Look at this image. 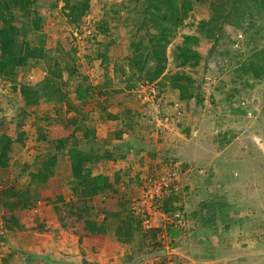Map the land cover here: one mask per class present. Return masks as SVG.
<instances>
[{"label":"rangeland","instance_id":"obj_1","mask_svg":"<svg viewBox=\"0 0 264 264\" xmlns=\"http://www.w3.org/2000/svg\"><path fill=\"white\" fill-rule=\"evenodd\" d=\"M177 2L186 9L177 26L162 18L170 11V3L163 0H36L38 14H34V23L25 20L26 12L20 3L10 5L11 15L5 17L21 29L18 40L40 48L42 56L15 66L8 78L0 77V137L10 138L8 159L13 166L11 176L5 180L0 172V215L6 239L21 228L32 234L35 229L78 236L81 233L90 236L91 252L94 246L100 249L103 262L83 263L79 259V264H165L166 254L159 250L171 243L170 237L176 259L182 264L178 239L168 231L169 220L160 215L179 208L187 221L178 236L198 225L208 228L209 233L226 230L219 220L235 217L246 233L257 238L255 242L264 244V71L255 76L254 68H249L250 61L255 68L260 65L254 53L264 48V11L257 12L258 7L249 0ZM5 8L0 3V12ZM242 10H246L243 16ZM160 22L167 32L159 31ZM2 24L0 21V27ZM153 38L161 41L151 42ZM188 50L200 55L196 64L192 57L182 62ZM156 54L164 57V71L155 80L164 113L173 114L170 108L178 99L174 94L177 90L169 85L171 75L183 71L193 78L190 91L194 97L184 100L180 105L182 115L169 123L179 126V132L188 139L196 136L194 130L204 135L216 153L210 166L215 170L210 175L218 181L210 185L204 197L203 187L199 183L192 186L188 174L207 173V168L198 161L178 160L176 190L160 201L155 222L159 227L146 231L137 200L145 179L162 167L154 164L147 171L138 170L133 165L135 152L125 153L123 148L124 152L114 156L117 151L103 150L89 131L101 116L112 119L122 115L131 132L149 137L143 138L147 144L150 138L155 142L164 133L155 131L159 122L153 105L140 110L143 115L141 112L135 118L137 126L129 124L124 114L128 109H139L137 92L141 96L148 94L146 85L152 82H147L144 75L154 68ZM133 58L140 61L141 71L131 65ZM21 86L30 88L28 99L21 93ZM85 89L88 94L79 97V93L86 94ZM241 100L246 101L245 106ZM247 109L253 110L251 116H247ZM148 123L152 128L146 126ZM86 129H90L87 135ZM56 139H67L70 146L75 142L77 150L93 151L87 165L93 175L106 177L102 182L98 180L105 190L91 197L82 196L78 181L72 177L70 155L58 153L54 174L38 191L39 198L42 196L53 208L52 218L46 219L44 228V219L26 216L30 208L16 207L10 212L5 204L14 197L4 195L2 190L8 185L15 190L24 186L31 162L48 151L46 140ZM143 142L136 145L137 151L145 148ZM42 159L38 161L42 163ZM115 160L125 161L123 166L128 169L122 172V165L109 164ZM46 187L50 190L41 193ZM191 199L204 205L191 207ZM192 219H198L197 224H191ZM87 221L103 225L105 231H90ZM260 256L258 263L264 264V252Z\"/></svg>","mask_w":264,"mask_h":264},{"label":"crops","instance_id":"obj_2","mask_svg":"<svg viewBox=\"0 0 264 264\" xmlns=\"http://www.w3.org/2000/svg\"><path fill=\"white\" fill-rule=\"evenodd\" d=\"M174 94L178 98V91H174ZM175 100H178L180 104L185 103L184 100L179 98ZM113 108L115 109L113 111L117 114V107L113 106ZM121 108L123 109V107ZM170 109L173 110V107ZM109 111L112 112L110 108ZM126 123L127 121L123 120L121 116L114 115L112 119L107 116H101V120H97V123H94L95 126L91 129H93L95 140L101 143L103 150L117 151L114 152V156L117 154L118 157L119 153L124 151L126 153V150L127 153L135 152L136 154L133 156L136 157L134 158L136 164L133 165L137 166L138 170L147 171L146 168L154 164H159L162 167L161 169H163L166 164L163 163L164 158L172 156V159L180 160L184 163L198 161L203 164V168H207V173L188 174L190 176L188 179L191 183L193 182L192 186L199 183L203 187L204 193L211 187L210 185L216 184L218 181L214 175H210L215 170L214 167L211 168L210 166L214 164L216 153L212 150L204 135L199 133V130H194L192 133L195 134L196 132V136L188 139V136L186 138V135L179 132V126L176 127V125L170 124L168 125V130H165L157 138L159 141L154 139V142L150 138L149 145L143 139L149 138L148 136L131 132ZM135 126L137 125L135 124ZM141 141L146 143L143 146L145 148L137 151L135 149L136 145ZM58 159H60V154H57V161ZM109 162V164L122 165V172H124V169H128L124 168L123 164L125 161L123 160ZM116 168L118 167H114L113 173L116 172ZM121 168L118 170L120 171ZM100 170L101 173L104 172V170ZM104 174L109 173L106 172ZM194 174L197 177L193 176ZM109 175L113 176L112 174ZM49 190L46 187L42 192H48ZM204 197H207V193L204 194ZM43 200L45 201V206L38 214H33L28 210L29 212L26 213V216L35 215L44 219V228H47L48 220L46 219L52 218L53 208L46 199ZM208 200H210V197H208ZM200 202L199 200L191 199L189 206L191 205V207L198 209L200 205H204L203 202ZM235 219V217H230L219 220L226 225V228H228L226 230L209 233L207 232L208 228H202L198 225V227L196 226L195 229L188 231V233L177 236V250L183 261L182 264H259V260H262L260 255L264 252V244L262 243L261 245L259 241L255 242L257 238L253 234L246 233L241 224L242 222ZM197 220L192 219L193 223L191 224H197ZM19 222L21 221L19 220ZM33 231L32 234V231L21 228L20 231L11 232L8 239L5 237L0 247V264H79V259L83 260V263L85 260L94 263L96 261V263L103 262L101 261L102 257L98 247L94 246L92 252L89 250L92 246L91 241L88 240L89 235H81L79 233L78 236L72 232H57L55 230L40 231L35 229ZM111 245L115 246V244ZM159 252H162L161 249Z\"/></svg>","mask_w":264,"mask_h":264},{"label":"trees","instance_id":"obj_3","mask_svg":"<svg viewBox=\"0 0 264 264\" xmlns=\"http://www.w3.org/2000/svg\"><path fill=\"white\" fill-rule=\"evenodd\" d=\"M149 2H157L158 0H148ZM168 3H170L169 13L167 15H163V19L171 21V23L174 26H177L182 21V16L185 14V8L181 5L178 6L177 0H163ZM254 3L253 6H257L256 9L257 12H263L264 11V0H249ZM186 0H183L184 4ZM0 3L3 4L5 10L0 12V21L3 22L2 26L0 27V77L2 78H8L12 70L15 66H23L26 65L29 58L33 57H40L42 56V52L40 48H36L34 46H30L28 43H25L26 41H19L18 36L21 32V29L18 27L12 25L10 23V19L5 17V14L11 15L9 13V8L11 4L20 3L24 12H26V18L25 20L28 22H36L37 18L34 16V14H38L36 12V0H0ZM158 6L155 3V7ZM177 7L179 8L178 14H177ZM158 10L160 8H157ZM246 10H242L241 16H243L244 12ZM34 20V21H33ZM38 26L35 25V29H37ZM157 28L160 32H167V27L163 23H159L157 25ZM160 42L161 39L159 38H153L151 39V42ZM184 52V49H183ZM186 57L183 58L182 62H187L189 57H192L194 59L193 64L198 62V59L200 58V55L197 52H194L192 50H188L185 54ZM254 56L257 58L259 57L260 65L258 68L254 67L253 61L249 62V68L250 70L253 69V75L258 76L261 74V72L264 71V48H262L259 51H256L254 53ZM157 60L155 62V66L152 69L151 73L148 75H144L147 82H153L157 78L161 76V74L164 71V64L162 63V59L164 57L162 55L156 54ZM131 65L138 68V71L142 70V67L140 66V61L136 59L131 60ZM258 70V71H255ZM193 84V78L191 75H187L183 71H179L177 73H173L170 77V87L174 90L178 91V98L180 100H188L192 99L194 97V93L190 91V87ZM30 88L28 86H21L20 91L26 96V93H28V90ZM89 91L85 89L86 94L79 93V97H84L88 94ZM139 100L141 101V97H139ZM28 99V98H27ZM141 105L138 106L137 109H133L131 111L126 110L127 113L125 114V119L129 120V124L132 126H135L136 121L135 118L138 117V114H141L144 108L151 105L149 102L140 103ZM181 105V104H180ZM143 115V112H142ZM122 117V115H121ZM129 118V119H127ZM131 120V121H130ZM127 124V123H126ZM128 125V124H127ZM154 125V124H153ZM147 127L152 128V123H148L146 125ZM90 129L85 130V135H87L88 131ZM93 129L89 131V134L93 136ZM47 143V150L44 155H38L36 159H34L31 162L30 168H25V171H29L28 178H24V186H22L20 189L15 190L12 186H7L5 190H2L3 194L6 196H12L14 197L13 200L5 204L7 206V209L12 212L16 207H20L21 209H28L31 208L34 203L38 199H42L43 197L38 196V191L41 188L42 185L46 182L47 178L52 176L54 174V165L57 161V154L66 152L71 157V172L72 177L77 180V185L81 187V194L82 196L91 197L92 195H96L102 191L105 190V185L103 183L99 184L98 180L106 179L105 176L101 175H93L91 172V168L87 163L90 160V154L92 152H86L85 150H77L75 148V142L74 145L71 146L67 143V139H56V140H46ZM10 138L9 137H0V172L3 173L2 180L7 179L9 176H11V169L12 165L9 164L8 154L11 149L10 147ZM105 155H108L107 153ZM44 158L41 160L42 163L38 161V159ZM175 160V159H170ZM168 160V161H170ZM166 159L164 160V164L168 162ZM14 164V163H13ZM29 169V170H28ZM27 174V173H26ZM11 185V184H10ZM47 192V191H46ZM44 192V194H46ZM42 193V191H41ZM44 199V198H43ZM167 226H170L168 229L171 236H173V239L176 238L179 235V230L176 228L173 224H169ZM86 228L89 229L92 232H104V226L99 225L97 226L94 221H87ZM6 237V236H5ZM5 238L3 239V241Z\"/></svg>","mask_w":264,"mask_h":264},{"label":"built area","instance_id":"obj_4","mask_svg":"<svg viewBox=\"0 0 264 264\" xmlns=\"http://www.w3.org/2000/svg\"><path fill=\"white\" fill-rule=\"evenodd\" d=\"M241 37V34H239ZM148 94L145 96H141L140 93L137 92L138 96L141 97V102H149L153 105V110L156 114V120L159 122L156 125V130L165 131L173 122L174 118H179L182 115V109L180 108V102L178 100L173 101V114L164 113V109L162 107L161 101L157 97L158 88L156 86V82L147 83L146 85ZM241 105L245 106L246 101L241 100ZM247 116H251L253 113L252 109H247ZM170 122V123H169ZM161 124V125H159ZM178 160H170L165 165L164 168L161 169L160 172L155 174H150L144 182L142 194L138 198V206H140V210L142 213V227L144 230L148 231L152 228H158L155 224L156 216L158 215V210L160 207V201L165 198L167 195L174 193L176 190V184L178 183V177L176 174V169L180 168L178 165ZM45 206V201L43 199H38L34 205L30 208V211L33 214L39 213L42 208ZM161 217L165 220L168 219V224H173L180 231L185 223L186 216L181 209H175L171 212H160ZM6 228L4 226V220L0 215V247L3 244V239L6 236ZM161 238H165L162 236ZM171 242L169 245L164 246V253L166 254L165 264H180L176 259V247H174L173 240L170 237H167ZM175 258V259H174Z\"/></svg>","mask_w":264,"mask_h":264}]
</instances>
